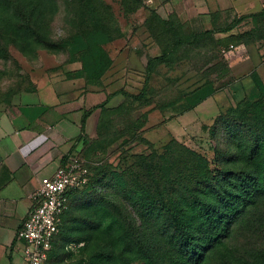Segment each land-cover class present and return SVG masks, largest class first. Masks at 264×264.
I'll return each instance as SVG.
<instances>
[{"label": "rangeland", "instance_id": "1", "mask_svg": "<svg viewBox=\"0 0 264 264\" xmlns=\"http://www.w3.org/2000/svg\"><path fill=\"white\" fill-rule=\"evenodd\" d=\"M263 11L264 0H0V112L33 97L45 77L65 99L95 96L101 103L97 138L84 142L95 182L78 193L65 226L83 201L104 213L110 202L124 200L116 186L126 180L128 190L135 188L138 157L162 156L182 169L179 178L193 179L194 161L180 167L178 155L166 151L173 140L213 171L231 161L229 170L245 167L247 179L258 175L260 167L246 155V133L236 132L235 140L225 120L235 122L232 111L264 98V19L255 18ZM209 12L212 22H190ZM239 19L237 28L225 32ZM242 64L250 73L238 78L233 68ZM194 111L197 116H189ZM127 206L126 215L136 218ZM111 213L99 218L101 264L122 261V223ZM62 245L60 236L48 264L58 255L64 264L83 263L88 241H71L64 252ZM225 252L227 261L221 254L209 264H264V206L236 227ZM163 264L189 263L174 253Z\"/></svg>", "mask_w": 264, "mask_h": 264}, {"label": "trees", "instance_id": "2", "mask_svg": "<svg viewBox=\"0 0 264 264\" xmlns=\"http://www.w3.org/2000/svg\"><path fill=\"white\" fill-rule=\"evenodd\" d=\"M255 18L264 19V11ZM241 20L234 21L225 32L237 28ZM36 24L35 20L34 25ZM198 35V32H193L195 40ZM153 62L154 60L148 68L147 82L153 73ZM116 95L118 94L113 96ZM143 95L135 98L142 99ZM99 108L96 107L93 111ZM232 112L239 118H236L235 122L226 119L227 129L235 140L236 132L246 133L243 140L244 145L248 147L246 155L248 154V161L253 167H260L258 175L249 174L251 179H247L243 177L246 174L245 167L239 171L229 170L225 165L231 161L221 162V166L213 171L203 157L173 140L166 147V151L178 155V161L175 163L180 167L186 165V159L194 161L197 175L193 179L179 178L182 169L176 170L174 163L168 162L162 156L138 157L135 159V168L139 174L132 180L135 188L128 190L126 180L118 183L119 187L116 186L117 192L122 194L125 201L116 199L110 202V209L104 213H98L95 206L87 207L85 203L88 200L83 201L75 208L69 224L65 226L66 214L78 193L90 188L95 182L83 148L81 155L88 162L90 184L82 191L69 194L70 207L62 217L46 264L56 251L60 236L63 237V252L66 249L65 244L71 241H88L89 246L85 249V260L82 264H101L103 254L95 241L103 225L99 218L100 214L111 216L114 211L119 216L118 221L122 223L120 232L123 235V249L119 254L122 261L118 264H163L174 253L189 264H209L221 254L227 261L226 245L233 240L236 227L248 218L252 211L264 206V98ZM91 114L92 112H85L82 121L83 133L86 120ZM253 122H256L257 126ZM257 128L259 132L256 131ZM83 138L87 139L81 137ZM241 145L237 146V149H241ZM218 164L220 165V161ZM234 177H238V181H235ZM115 181L119 182V177H116ZM128 203L135 209L136 218L132 219L130 214L126 215ZM118 221L114 224H119ZM112 263H117V259L114 258ZM55 264H64V255H58ZM255 264L261 263L257 259Z\"/></svg>", "mask_w": 264, "mask_h": 264}, {"label": "crops", "instance_id": "3", "mask_svg": "<svg viewBox=\"0 0 264 264\" xmlns=\"http://www.w3.org/2000/svg\"><path fill=\"white\" fill-rule=\"evenodd\" d=\"M210 14L190 22L201 19L204 24L207 18L212 22ZM233 70L238 78L250 73L246 64ZM99 104L95 96L63 98L45 77L38 81L33 97L0 112V264H26L17 233L42 181L52 178L69 155L83 150L85 138L81 137L97 138L100 112L93 109ZM85 112L92 114L83 133ZM196 112L189 116H197Z\"/></svg>", "mask_w": 264, "mask_h": 264}, {"label": "built area", "instance_id": "4", "mask_svg": "<svg viewBox=\"0 0 264 264\" xmlns=\"http://www.w3.org/2000/svg\"><path fill=\"white\" fill-rule=\"evenodd\" d=\"M90 184L88 162L81 152L69 155L52 178L42 181L33 207L17 241L24 246L26 264H46L65 212L70 207V193L84 190Z\"/></svg>", "mask_w": 264, "mask_h": 264}]
</instances>
